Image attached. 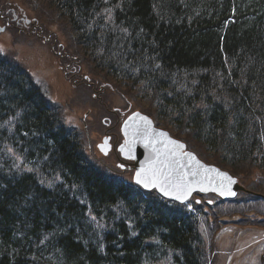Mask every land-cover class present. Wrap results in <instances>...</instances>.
<instances>
[{"label":"trees","instance_id":"obj_1","mask_svg":"<svg viewBox=\"0 0 264 264\" xmlns=\"http://www.w3.org/2000/svg\"><path fill=\"white\" fill-rule=\"evenodd\" d=\"M34 3L68 23L98 84L264 189V0ZM56 104L0 49V264H206L197 219L107 171Z\"/></svg>","mask_w":264,"mask_h":264},{"label":"rangeland","instance_id":"obj_2","mask_svg":"<svg viewBox=\"0 0 264 264\" xmlns=\"http://www.w3.org/2000/svg\"><path fill=\"white\" fill-rule=\"evenodd\" d=\"M4 1L22 5L29 18L34 17L37 20L32 22V28L23 31L6 26L5 30L0 31V47L10 55L16 54L21 64L33 74L49 81L50 94L57 103V108L60 109L61 113H66L65 125L74 126L71 122L82 126V128H84L85 122L89 126L92 125V130L89 128V132L85 133L88 150L91 143L95 145L96 141H99L102 136V133H99L103 129L101 118L108 113H112L107 106L102 107L101 100H110L108 103L111 109L119 107L125 110L124 106L131 105L127 99L132 100L134 108H141L129 93H124V98H122L119 92L114 91L112 88H106L105 92L98 93L102 97L99 101L85 100L83 96L85 87L81 88L79 86L77 82L78 75H75L72 71H69L67 75L65 74L64 68L59 66L58 56L51 47L54 43V35H58L59 41H62L64 45L63 49L61 48L62 56L70 52L68 47L65 48L69 45L70 40L61 32V27L66 30L67 27L65 26L68 23L51 10L46 11L45 6L34 3V0ZM5 24L6 22L0 19V26ZM42 34L44 36H41ZM45 34L52 35L49 42L45 40ZM83 68L84 74L90 75L86 66H83ZM109 115L111 114L107 116ZM244 204H248L249 207L243 208ZM253 204L254 201L248 199L241 205L239 215L235 214L232 218H224L225 224L222 225V230L217 233L216 240L212 237L213 235H210L213 244L217 246L218 252L214 256V264H261L260 255L264 247V230L260 229L264 227L259 226L264 224V208L257 202L258 207H255V210L249 209L250 205ZM204 237L206 239V236Z\"/></svg>","mask_w":264,"mask_h":264},{"label":"water","instance_id":"obj_3","mask_svg":"<svg viewBox=\"0 0 264 264\" xmlns=\"http://www.w3.org/2000/svg\"><path fill=\"white\" fill-rule=\"evenodd\" d=\"M123 132L128 139V144L123 146L122 150L136 158L140 168L136 181L143 183L141 179L144 180L153 174L157 175L153 165L163 159L172 169L164 175L159 188L163 193L168 191V196L174 197L198 181L203 186L220 187L225 197L235 194L237 188L235 183H229L226 180L222 182L220 177L224 175L213 166H207L201 162L194 153L183 154L180 149L184 144L170 138L166 131L156 129L152 120L141 112L133 113L126 120ZM129 149H132L134 153ZM176 158L179 164L173 167L172 161ZM155 170L159 171V168L156 167ZM191 191L190 189L189 193Z\"/></svg>","mask_w":264,"mask_h":264},{"label":"flooded vegetation","instance_id":"obj_4","mask_svg":"<svg viewBox=\"0 0 264 264\" xmlns=\"http://www.w3.org/2000/svg\"><path fill=\"white\" fill-rule=\"evenodd\" d=\"M10 10H12V8H9V10L6 9L3 12H0L1 13L0 16L3 19H6L8 23H11L13 26H16L18 28L19 27L25 28V27L30 26L31 23L26 19L25 14L22 13V15H19V14H16L15 11H12V15H9ZM70 67H73V68H70ZM65 69H66V73H68L69 71H72V72L74 71L75 75H78V77H81V74L79 73L78 68L74 67L71 63H68L65 66ZM109 130H107V134L110 137V141H113V136H115V132L114 130H112V128H110ZM113 152L115 153L117 160L121 161L126 168H130L132 166L133 162L131 160L122 159L115 150Z\"/></svg>","mask_w":264,"mask_h":264},{"label":"bare ground","instance_id":"obj_5","mask_svg":"<svg viewBox=\"0 0 264 264\" xmlns=\"http://www.w3.org/2000/svg\"><path fill=\"white\" fill-rule=\"evenodd\" d=\"M57 56H58V59L59 61L63 62L64 63V58L61 54L57 53Z\"/></svg>","mask_w":264,"mask_h":264}]
</instances>
